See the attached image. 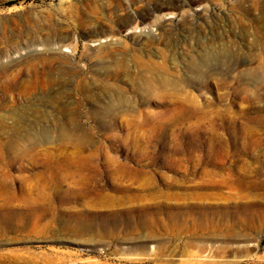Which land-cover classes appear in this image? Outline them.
Segmentation results:
<instances>
[{"label": "rangeland", "instance_id": "obj_1", "mask_svg": "<svg viewBox=\"0 0 264 264\" xmlns=\"http://www.w3.org/2000/svg\"><path fill=\"white\" fill-rule=\"evenodd\" d=\"M111 1L102 0V17ZM121 1L133 29L121 26L127 18L119 12L104 31L120 37L113 47H126L117 55L129 73L102 76L96 92L102 110L125 103L102 124L83 118L85 132H70L86 138L81 149L41 147L9 170L23 178L49 162L92 158L102 164V206L45 202L37 210L21 197L1 201L0 264H264V11L252 0ZM75 2L85 9L86 0H0V23L25 30L13 44L0 41V61L25 57L28 40L41 41L45 27L70 25ZM26 16L41 27L32 35ZM78 58L83 70H95L97 58ZM163 77L173 85L161 86ZM113 83L121 90L106 88ZM85 103L84 112L99 105ZM87 220L91 231L77 234Z\"/></svg>", "mask_w": 264, "mask_h": 264}, {"label": "bare ground", "instance_id": "obj_2", "mask_svg": "<svg viewBox=\"0 0 264 264\" xmlns=\"http://www.w3.org/2000/svg\"><path fill=\"white\" fill-rule=\"evenodd\" d=\"M252 4L261 12L264 11V6L258 5L257 0H252ZM240 5L236 7L239 8ZM84 6L85 9L82 10L76 2L70 5L69 14L67 12V17L71 21L70 25L57 29L50 23V26L43 28L45 35L41 41L34 40L33 37V40H28L25 57L20 52L18 59L15 57L9 62V59L0 61V202L21 201L19 199L21 197L22 201L31 204L30 208L35 207L33 209L37 210H44L45 202L51 205L80 202L84 208L102 206V189H104L102 188V164L92 158H79L76 162L63 160L55 163L49 162L41 173L29 177L13 178L9 172L10 168L19 165L25 158L39 154L38 149L41 147L69 145L80 147L86 138L74 139L70 132L85 130L81 123L83 118L92 117L102 124L105 116L115 115L114 112L125 103L126 99L123 100V98L116 102L112 100L113 102H110L108 106L105 104L106 107L103 106L105 109L102 110L103 102L99 103L101 102L100 92H96V89H101L102 92V85L104 86L102 76L119 79L121 75L129 73L130 67L125 56L117 55V49L126 50V47L122 43L121 46L119 43L113 47L114 39L116 42L120 40V37L108 36L110 33L106 35L104 25L117 24L114 23L112 16L119 12L127 18L121 24L124 28L133 29L136 20L126 13L127 9L121 0L110 2L111 11L107 18L102 17V0H86ZM25 21L28 32L34 31L30 29L41 28L39 22L31 17L26 16ZM4 22L0 23V41L6 39L10 41L16 34L25 33L20 26L21 22L13 23L14 29L11 28L13 32L9 31V27H6L7 24ZM138 24L137 22L136 29L140 28ZM74 32L78 33V39L71 37ZM30 33L32 35V32ZM80 38L88 42L99 43V45L95 48L88 44L82 45ZM109 38L111 42H102ZM10 43L13 44L12 41ZM65 48L70 51V54L63 52ZM104 52L111 60L110 66H102V53ZM5 54L3 51L0 52V59L2 55L5 58ZM74 57L97 58L95 70L91 73L86 72L82 69V65L75 63ZM160 67L163 66L160 65ZM147 79L145 80L146 87L151 88V82L149 78ZM171 85L173 82L170 83L167 78L161 80V86ZM106 88L121 90V87L114 83L106 85ZM88 101L99 105L95 106L96 108L93 107L92 111L84 112L85 102L88 104ZM127 125L122 124V126ZM78 132L80 131L76 133ZM122 167L125 168L124 165L113 166L112 170L118 173ZM100 224L102 228V218ZM90 226L91 223L87 220L77 224L75 231L82 235L91 231Z\"/></svg>", "mask_w": 264, "mask_h": 264}]
</instances>
